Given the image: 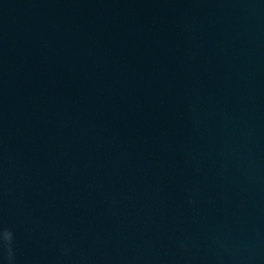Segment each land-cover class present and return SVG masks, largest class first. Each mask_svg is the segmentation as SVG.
<instances>
[{
	"label": "water",
	"instance_id": "1",
	"mask_svg": "<svg viewBox=\"0 0 264 264\" xmlns=\"http://www.w3.org/2000/svg\"><path fill=\"white\" fill-rule=\"evenodd\" d=\"M4 230L15 264H264V0H0Z\"/></svg>",
	"mask_w": 264,
	"mask_h": 264
},
{
	"label": "clouds",
	"instance_id": "2",
	"mask_svg": "<svg viewBox=\"0 0 264 264\" xmlns=\"http://www.w3.org/2000/svg\"><path fill=\"white\" fill-rule=\"evenodd\" d=\"M13 233L9 230L0 232V251H7L8 264H15V255L13 252Z\"/></svg>",
	"mask_w": 264,
	"mask_h": 264
}]
</instances>
